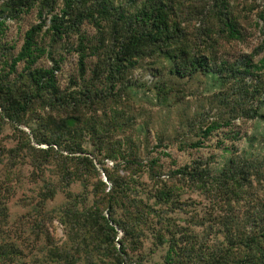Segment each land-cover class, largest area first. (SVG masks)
<instances>
[{"label": "trees", "instance_id": "obj_1", "mask_svg": "<svg viewBox=\"0 0 264 264\" xmlns=\"http://www.w3.org/2000/svg\"><path fill=\"white\" fill-rule=\"evenodd\" d=\"M249 1L0 0V135L6 125L14 129L13 145L0 139V264H148L150 240L152 255L165 249L161 264H264V203L240 209L246 197L264 194V158L232 146L218 171L197 159L167 173L149 158L148 126L124 107L129 75L150 60L161 67L154 94L162 111L180 103L189 80L220 88L209 111L180 123L179 150L200 149L221 130L231 135L236 120L264 122V38L242 63L220 58L221 41L247 39ZM32 10L41 22L17 50L6 39L7 21ZM45 14L52 15L46 31ZM256 16L264 23V7ZM86 23L96 36L82 30ZM72 35L79 76L63 88L56 46ZM46 56L52 67L40 64ZM89 59L97 60L91 76ZM142 136L147 145L136 143ZM166 142L158 135V147ZM24 169L31 184L42 185L28 215L12 225L7 204ZM188 193L211 206L202 214L189 208ZM59 194L65 203L50 211ZM55 221L67 236L62 243Z\"/></svg>", "mask_w": 264, "mask_h": 264}, {"label": "rangeland", "instance_id": "obj_2", "mask_svg": "<svg viewBox=\"0 0 264 264\" xmlns=\"http://www.w3.org/2000/svg\"><path fill=\"white\" fill-rule=\"evenodd\" d=\"M121 1L123 0H118V2ZM249 2L252 7L254 6V11L250 13L248 20L243 22L246 28L245 32L247 39L241 42L221 41L219 46L221 59L242 63L245 57L251 55L259 47L264 38V23L259 21L256 16L257 11L264 7V0H250ZM61 7H58L55 13H58ZM51 18L52 15H44V19H46L44 31L51 25ZM39 22H41V20L38 15V10H32L29 14L22 15L19 19H9L7 21V41L11 45H15L17 50H19L23 44L26 31ZM256 22L259 23L258 27L256 26ZM188 23L190 24L188 29H194L192 20ZM82 30L86 32L89 37L96 36V28L88 23L82 27ZM46 41L45 45L47 46L49 40L47 39ZM77 42V36L72 35L56 46V50L60 54L59 60H61V58L63 59L60 64L61 71L57 73L63 88H67L70 85V80L72 78L74 79L79 76L78 56L72 49V46H77ZM259 58L260 56H257L256 60ZM96 61V59L88 60L89 76H91V71L94 69ZM40 64L46 67L53 66V62L47 56L41 60ZM160 70L161 67L159 64L146 60L129 75L128 79L131 81L132 87L127 89V93L130 101L128 103L124 102V107L127 116H132L133 114L136 116L138 125L144 124L148 126L150 132L148 142L149 151L147 153L150 159L157 158L160 161L165 172L170 173L197 159H208L212 161L213 169L218 171L228 162L231 155L228 149L232 146L245 153L249 158L257 157L259 160L264 158V122L261 120H236L232 127L231 135H229L227 130H221L219 134L217 133L209 141H206L200 149L179 150V140L184 139L181 130L183 128L180 123L184 121L186 117L192 119L197 112L203 113L204 111H209L211 108L210 94L213 92L217 94L220 93V88L218 85H214L212 81L204 83V78L202 79L201 77L189 80L184 88L181 84L182 90H180L183 91V93L179 94L180 103L174 106L171 111L165 112V110H161L162 107L158 104L154 94V84L161 78ZM21 128L30 132V129L26 127L22 126ZM13 133L14 129L6 125L4 133L0 135V139L4 140L7 146H11L13 144L10 142V138ZM158 135L167 137L166 143L169 144L168 147H158ZM225 135L229 136L230 139H225L223 137ZM191 137L193 136L188 133V138ZM140 138L141 140L134 138L136 143L139 144L143 142L144 145H147L144 143L143 136ZM223 139H225L224 144L220 145ZM33 144L37 146L34 141ZM107 164L113 166V163L110 161H107ZM22 172L21 179L15 181L14 184V186H16V195L7 204L10 212V224L12 225L19 223L21 217L28 215V211L32 209L28 204L35 202L37 186L42 185V183L37 185L31 184L25 176L27 170L24 169ZM75 189L79 190L80 188L75 187ZM183 200L188 202L189 208L197 210L200 214L204 213L205 209L209 208L208 206H211L210 201L197 194L188 193L183 197ZM65 201L66 198L64 195L59 194L54 201L49 203L48 209L50 211L57 210ZM259 203H264V194L262 193L255 196V198L246 197L241 202V212L244 213L247 210L253 211L259 209ZM189 208L188 210H191ZM178 216L183 220L188 217L183 211L180 212ZM222 218L224 219V217ZM223 219L222 221H224ZM18 225L19 224L15 226ZM52 231L56 240L59 242L62 243L67 240L64 227L58 221L54 222ZM41 245L40 243V246ZM153 250H155V248L150 240L145 244L144 250V253L150 260L148 264H161L165 249H160L152 255L151 252H153ZM28 254L29 251L26 250L25 257H27ZM100 264L103 263L100 262Z\"/></svg>", "mask_w": 264, "mask_h": 264}, {"label": "water", "instance_id": "obj_3", "mask_svg": "<svg viewBox=\"0 0 264 264\" xmlns=\"http://www.w3.org/2000/svg\"><path fill=\"white\" fill-rule=\"evenodd\" d=\"M98 168H99V170H101L102 172H103V170H102V168L98 165ZM106 181V180H105Z\"/></svg>", "mask_w": 264, "mask_h": 264}]
</instances>
